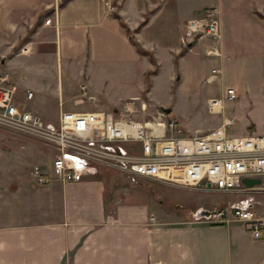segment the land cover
<instances>
[{
  "label": "crops",
  "instance_id": "0c3cea01",
  "mask_svg": "<svg viewBox=\"0 0 264 264\" xmlns=\"http://www.w3.org/2000/svg\"><path fill=\"white\" fill-rule=\"evenodd\" d=\"M110 1L113 9L108 13L100 0H0V76L7 74L8 79L0 85L13 87L15 103L51 124L61 110H74L81 103L86 105L80 110L115 109L98 100L89 86L93 64L102 66L104 75L125 77L143 88L144 58L149 59L133 47L119 20L155 60L150 61L155 71L147 95L163 64L182 65L191 50L201 49L205 55L207 40L184 43L182 28L208 7L216 8L220 23L215 41L219 56L211 57L218 62L216 69L264 70V0ZM47 17L48 24L43 22ZM49 53L52 58L44 62ZM64 68H75L74 89L63 83ZM43 70L45 77L33 78ZM24 74L29 83L23 90L19 83ZM80 82L90 89V103L79 101ZM228 86L234 89L231 84L224 88ZM26 90L33 91L30 99L24 96ZM224 118L206 120L205 127L193 132L218 127ZM100 172L47 185L32 184L28 173L23 179L11 176L9 182L0 176V264H264V223L261 236L254 238L230 215L221 222L166 221L154 200L136 198L118 200L110 209ZM253 200L262 206L257 217L264 222V202ZM23 201L29 210H18Z\"/></svg>",
  "mask_w": 264,
  "mask_h": 264
},
{
  "label": "built area",
  "instance_id": "2783aa9c",
  "mask_svg": "<svg viewBox=\"0 0 264 264\" xmlns=\"http://www.w3.org/2000/svg\"><path fill=\"white\" fill-rule=\"evenodd\" d=\"M100 1L110 13L111 1ZM216 14L215 7L205 8L186 20L182 28L184 43L207 40V57L219 56L215 41L220 37V23ZM50 20L47 17L43 22L48 24ZM210 71L212 75L219 72L216 68ZM7 80V74L0 76V82ZM78 88L79 101H92L85 83L80 82ZM32 94V90H26L24 96L30 99ZM219 95L206 101L211 113H221L224 103L238 97L231 86ZM13 96L12 86L0 85V128L34 139L54 152L49 165H34L30 170L36 185H47L54 179L76 182L84 173L110 169L131 183L147 180L208 192L248 193L230 204L229 215L242 222L252 237L261 236L264 222L253 210L255 201L250 192L264 190V134H233L227 130L234 124L232 118H224L221 125L203 133L190 132L161 109L147 118L140 117L147 104L143 100L136 107L132 99L112 110H61L59 119L51 124L15 103ZM242 178H259L261 182L248 186ZM201 219L221 222L226 217L223 210H216Z\"/></svg>",
  "mask_w": 264,
  "mask_h": 264
},
{
  "label": "rangeland",
  "instance_id": "374dc122",
  "mask_svg": "<svg viewBox=\"0 0 264 264\" xmlns=\"http://www.w3.org/2000/svg\"><path fill=\"white\" fill-rule=\"evenodd\" d=\"M202 52L203 50L200 49L197 52L191 50L185 53L182 65L170 67L169 64H163L158 75L153 78L151 89L147 95L145 92L149 89V79L155 69H152L153 64L146 58H144V69L150 73L145 72L143 88L131 79L127 80L125 77L119 76L111 78L106 74L104 75L102 66L98 64L92 65L88 83L90 88L94 90L95 97L102 103L111 104L112 107L110 108H119V105L125 101H131V99L134 101V105L138 107L140 102L144 100L147 104L146 108L144 113H139L141 114L140 117L143 118H147L156 109L169 107L171 109L170 117L183 123L184 128L190 132H193L194 127H205L206 120L214 121L215 118L225 116L234 121V124L227 129L233 134L243 135L251 132L264 134V70L254 68L245 71L246 73H240V71L233 70L229 66L220 69L216 75H212L210 69L218 68V62L203 55ZM51 54L45 55L44 62L50 61L53 55ZM18 59H22V57H18ZM53 60L56 61L55 53ZM32 61L33 63L38 62V60ZM74 70L75 68L61 70L63 83L69 82L73 89L78 81L73 76ZM46 74L44 70L38 71L33 75V78L45 77ZM23 77L25 79L19 83V88L24 90L29 80L27 74H24ZM196 80H203V82L199 84L196 83ZM230 84L234 86L238 97L233 101L224 103V109L221 113H211L206 107V101L209 97H218L220 90ZM78 92L80 94V89ZM136 92L137 98L129 97L131 93L135 94ZM85 102L90 103L87 100ZM82 105L86 104H78L74 110H80ZM48 120H53V118ZM33 143L36 145L35 148L34 146H25ZM53 156L54 152L47 145L0 128V176H7L8 182L11 176L23 179L28 173L31 177L30 170L34 165L46 167ZM99 178L105 187L103 197L110 209L118 200L121 202L135 200V198L136 200L144 199L148 202L154 200L153 205L159 209L160 218L166 221H192L194 220L192 214L199 207L211 209V211L223 210L224 215H229L230 204L246 198L248 195V193L208 192L194 188H178L147 180L131 183L126 180L123 174L110 169H102ZM31 180L32 184L35 183L32 177ZM262 184L264 185V178H262ZM10 186L12 188L13 185L10 184ZM250 193L255 200L264 202V190H256ZM34 200L40 201L41 197L35 198L34 196ZM25 204L29 205L23 201L21 206L18 205L20 206L18 210H29ZM261 207L260 204H253L256 215L261 211Z\"/></svg>",
  "mask_w": 264,
  "mask_h": 264
},
{
  "label": "trees",
  "instance_id": "16d2710c",
  "mask_svg": "<svg viewBox=\"0 0 264 264\" xmlns=\"http://www.w3.org/2000/svg\"><path fill=\"white\" fill-rule=\"evenodd\" d=\"M63 4H64V2L61 1V5H63ZM115 16H116L117 19H118L119 16H118L117 14H115ZM145 21H146V17H144L142 21L140 20L139 25H138V27L136 28V30H139L140 27L144 25ZM119 23H120V25H122V26L124 27V29H125L124 31H125L127 37H129V39H130V43H131V44L133 45V47L137 50V52L140 53V54L143 53V55H145V56L149 59V61H151V62L154 64L155 60H153V58H152V55H151L152 53L149 52L148 50H146V49H144V48H142V47L139 46V44H138L137 41L135 40L134 36L132 35V31H130V28H128V27H127L125 24H123L120 20H119ZM146 73L149 74L150 71H146ZM152 73H153V72H152Z\"/></svg>",
  "mask_w": 264,
  "mask_h": 264
},
{
  "label": "water",
  "instance_id": "95a60500",
  "mask_svg": "<svg viewBox=\"0 0 264 264\" xmlns=\"http://www.w3.org/2000/svg\"><path fill=\"white\" fill-rule=\"evenodd\" d=\"M161 110H163L165 113H169L171 112V109L168 108H162L161 107ZM241 181L244 183V184H247L248 186H253V185H258L260 184V180L259 178H242ZM198 208V207H197ZM215 213V211H211V209H206L204 207H199L196 212L194 214H192V216L194 217V219H201V218H209L210 214H213Z\"/></svg>",
  "mask_w": 264,
  "mask_h": 264
}]
</instances>
